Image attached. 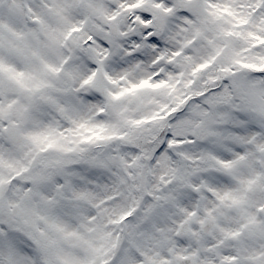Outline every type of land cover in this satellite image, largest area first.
<instances>
[{"label": "snow or ice", "instance_id": "snow-or-ice-1", "mask_svg": "<svg viewBox=\"0 0 264 264\" xmlns=\"http://www.w3.org/2000/svg\"><path fill=\"white\" fill-rule=\"evenodd\" d=\"M0 264H264V0H0Z\"/></svg>", "mask_w": 264, "mask_h": 264}]
</instances>
